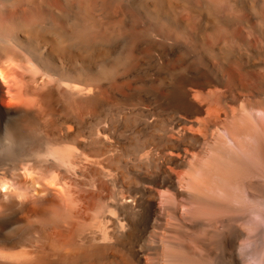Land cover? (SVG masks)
I'll return each instance as SVG.
<instances>
[{"label": "bare ground", "instance_id": "6f19581e", "mask_svg": "<svg viewBox=\"0 0 264 264\" xmlns=\"http://www.w3.org/2000/svg\"><path fill=\"white\" fill-rule=\"evenodd\" d=\"M0 74V264L264 262V0H0Z\"/></svg>", "mask_w": 264, "mask_h": 264}, {"label": "clouds", "instance_id": "9594fccd", "mask_svg": "<svg viewBox=\"0 0 264 264\" xmlns=\"http://www.w3.org/2000/svg\"><path fill=\"white\" fill-rule=\"evenodd\" d=\"M257 219L259 218L257 217ZM244 264H264V262L258 261V260H248V261H245Z\"/></svg>", "mask_w": 264, "mask_h": 264}, {"label": "rangeland", "instance_id": "374dc122", "mask_svg": "<svg viewBox=\"0 0 264 264\" xmlns=\"http://www.w3.org/2000/svg\"><path fill=\"white\" fill-rule=\"evenodd\" d=\"M0 132H1V133H0V139H2L3 134H2V128H1V126H0ZM1 135H2V136H1ZM88 163H89V162H85V164H88ZM85 164H84V165H85Z\"/></svg>", "mask_w": 264, "mask_h": 264}, {"label": "snow or ice", "instance_id": "6c2138e0", "mask_svg": "<svg viewBox=\"0 0 264 264\" xmlns=\"http://www.w3.org/2000/svg\"><path fill=\"white\" fill-rule=\"evenodd\" d=\"M0 76H2V74H0Z\"/></svg>", "mask_w": 264, "mask_h": 264}]
</instances>
